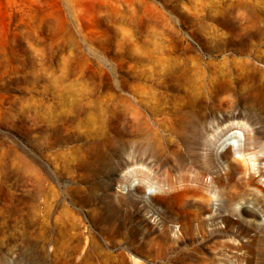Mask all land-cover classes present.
Segmentation results:
<instances>
[{
    "label": "rangeland",
    "instance_id": "374dc122",
    "mask_svg": "<svg viewBox=\"0 0 264 264\" xmlns=\"http://www.w3.org/2000/svg\"><path fill=\"white\" fill-rule=\"evenodd\" d=\"M261 90L264 0H0V264H264Z\"/></svg>",
    "mask_w": 264,
    "mask_h": 264
},
{
    "label": "bare ground",
    "instance_id": "6f19581e",
    "mask_svg": "<svg viewBox=\"0 0 264 264\" xmlns=\"http://www.w3.org/2000/svg\"><path fill=\"white\" fill-rule=\"evenodd\" d=\"M243 34V31H242V29L238 26V27H236V29H235V31H234V36H235V40L234 41H236V40H238L239 39V37L241 36ZM248 74V73H247ZM242 80V79H241ZM259 84V83H258ZM261 91H264V90H261ZM243 135V134H242ZM237 136H241L240 135V133L239 134H236V133H234V134H230L229 136H227L226 138H224L221 142H220V144L219 145H221L222 147H226V146H231V147H234V146H236L237 145V151L238 152H240L241 153V156H243L242 158L243 159H245V157H246V149H245V147H247L246 146V143H245V141H244V143H239V144H237V139L235 138V137H237ZM240 139V138H239ZM217 142H218V139H215V140H211L210 141V143H209V146L210 147H212V146H216V144H217ZM241 142V141H240ZM247 145H248V143H247ZM172 146V145H171ZM175 147V146H174ZM193 148V147H192ZM177 150V149H176ZM179 151V150H178ZM248 152V151H247ZM212 155V154H211ZM223 156V155H222ZM247 160V159H246ZM196 161V160H195ZM213 161V160H212ZM247 162V161H246ZM136 172H137V170H136ZM263 174H264V171H261ZM131 174V173H130ZM135 174V173H134ZM262 174V175H263ZM132 175V174H131ZM137 177V176H136ZM260 177V176H259ZM138 178V177H137ZM144 180V179H143ZM146 181V180H145ZM148 181V180H147ZM134 184V183H133ZM147 184V183H146ZM126 186L127 187H129V186H131V184H126ZM126 187V188H127ZM137 187H139V185H137ZM181 187V186H180ZM166 189V188H165ZM164 189V190H165ZM148 191V190H147ZM181 191V190H180ZM188 191V190H187ZM233 191V190H232ZM148 193V192H147ZM212 196V195H211ZM121 202V201H120ZM123 204V203H122ZM93 209V208H92ZM98 210V209H97ZM169 210V209H168ZM179 211V210H178ZM98 212V211H97ZM171 214V213H170ZM59 222V221H58ZM172 222V221H171ZM62 223V222H61ZM189 223H190V225H192V222L191 221H189ZM188 223V224H189ZM64 226V225H63ZM61 227V226H60ZM92 237V236H91ZM115 241H117V240H115ZM92 244V243H91ZM98 247V246H97ZM102 252V251H101ZM83 253V252H82ZM119 253V252H118ZM117 253V254H118ZM116 254V255H117ZM104 255V254H103ZM120 255H121V253H120ZM122 256V255H121ZM118 257V256H117ZM108 259V258H107ZM116 259V258H115ZM119 259V258H118ZM105 260H106V257H105ZM104 261V260H103ZM112 261V260H111ZM107 262V261H106ZM108 264H109V262H108Z\"/></svg>",
    "mask_w": 264,
    "mask_h": 264
}]
</instances>
